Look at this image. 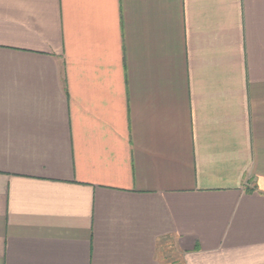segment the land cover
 <instances>
[{"label":"crops","instance_id":"obj_1","mask_svg":"<svg viewBox=\"0 0 264 264\" xmlns=\"http://www.w3.org/2000/svg\"><path fill=\"white\" fill-rule=\"evenodd\" d=\"M0 264H264V0H0Z\"/></svg>","mask_w":264,"mask_h":264}]
</instances>
